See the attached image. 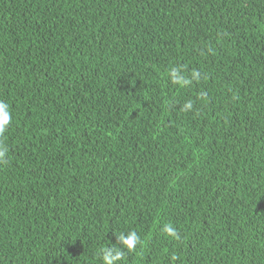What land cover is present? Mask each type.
Segmentation results:
<instances>
[{
	"label": "trees",
	"instance_id": "16d2710c",
	"mask_svg": "<svg viewBox=\"0 0 264 264\" xmlns=\"http://www.w3.org/2000/svg\"><path fill=\"white\" fill-rule=\"evenodd\" d=\"M0 101V264H264V0H0Z\"/></svg>",
	"mask_w": 264,
	"mask_h": 264
},
{
	"label": "clouds",
	"instance_id": "9594fccd",
	"mask_svg": "<svg viewBox=\"0 0 264 264\" xmlns=\"http://www.w3.org/2000/svg\"><path fill=\"white\" fill-rule=\"evenodd\" d=\"M171 75L174 82H183L187 83L186 80H183L182 77L178 74V70L173 68L171 70ZM186 108L191 107V103H187L185 105ZM7 105L0 101V137H3L4 133L7 130V126L10 124L12 116L11 114L6 111ZM7 152L6 146L0 142V161H3ZM163 231L170 236L176 237L177 232L174 227L170 224H165L163 226ZM118 240L124 245L129 251L135 249L136 244L140 241L138 234L135 231L129 232L126 236L121 234L118 237ZM102 258L104 264H113L114 261H119L124 257V252L117 249V248H103L101 250Z\"/></svg>",
	"mask_w": 264,
	"mask_h": 264
}]
</instances>
